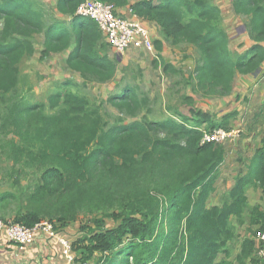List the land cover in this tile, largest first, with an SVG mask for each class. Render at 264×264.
I'll list each match as a JSON object with an SVG mask.
<instances>
[{
    "label": "trees",
    "instance_id": "trees-1",
    "mask_svg": "<svg viewBox=\"0 0 264 264\" xmlns=\"http://www.w3.org/2000/svg\"><path fill=\"white\" fill-rule=\"evenodd\" d=\"M82 1L55 0L67 23L47 22L36 0H0V147L18 166L14 183L20 186V178H27L25 193L0 192V215L15 205L11 221L31 227L48 218L55 230L65 229L61 223L80 212L93 215V226L69 240L77 264H231L236 243L234 263L264 264L254 239L264 228V209L250 206L246 197V188L256 184L264 197V134L263 147L252 158L255 175L239 177L222 206H206L224 148L200 144L198 128L229 129L236 110L217 118L185 95L188 115L137 119L149 99L127 84L107 100L133 120L119 117L106 125L99 107L70 89L78 86L70 79L46 102L19 98V63L34 53L38 34L43 35L39 59L70 48L66 65L79 73L82 85L116 76L117 59L110 57L105 35L94 20L76 13ZM101 1L113 3L120 14L129 10L149 27L153 23L159 55L165 44L194 47L197 57L187 79L204 97L229 96L237 73L255 75L264 67V0H230L249 40L238 52L231 50L232 35L214 0ZM157 58L154 67L184 78L175 64ZM244 222L252 237L236 232ZM255 224L259 227L252 229Z\"/></svg>",
    "mask_w": 264,
    "mask_h": 264
},
{
    "label": "rangeland",
    "instance_id": "rangeland-1",
    "mask_svg": "<svg viewBox=\"0 0 264 264\" xmlns=\"http://www.w3.org/2000/svg\"><path fill=\"white\" fill-rule=\"evenodd\" d=\"M38 4H40L43 8H47L46 11L49 12L51 16H54L48 9L47 3L48 0H36ZM134 1V0H130ZM155 2L159 0H154ZM214 2L218 3L222 10L223 22L226 25V29L230 35H232V44L231 50L234 51H242L249 45V40L247 35L244 34V25L238 17H236L232 11L230 6V0H214ZM51 16L47 14L48 22L51 20ZM150 24V23H149ZM2 26V22L0 21V28ZM150 27L152 29V33H155L156 36L159 37L157 27L151 23ZM36 46H39L40 41L35 39L34 41ZM166 54H157V59L169 60L173 59L177 64V68L183 71L182 78L179 74H165L162 72L161 67L153 66L154 54H145L140 51L129 50L125 53L118 54L113 48H109V55L112 58L117 59V73L116 76L105 83H94L90 82L88 84L82 85V80L79 78L77 81L74 77L69 78L77 84V87H71L73 91L81 95H86L92 100L98 107L103 116L104 123L106 125L113 124L117 118L123 117L125 121L129 122L133 120L131 117H126L125 115L120 114L115 107L109 104L108 97L114 93H117L122 86L131 85L133 87H137V90L140 94H144L148 97L149 102L147 107H145L140 114H138L137 119H142L146 117L149 120L157 121L162 120L166 117H169L171 114H177V112L181 114H189L188 108L189 105L184 100L183 96L188 95L193 98L195 102L196 99L204 100L201 93L196 92L191 89V81L187 79L189 72L194 67V62L197 57V52L194 47L187 44H180L177 46H172L166 44ZM169 58H168V57ZM41 60L36 61L34 58L29 59L28 67H33V79L30 81V73L28 75H22L21 82L18 86V96L19 98H23L27 102H46V98L48 94L54 90L55 87L60 85V83L65 80L67 77L57 78L56 75H53L50 70H46V72H34L38 70L35 65L40 63ZM30 67V68H32ZM261 71V72H260ZM256 75L258 78L262 76L261 73L263 71L260 70ZM238 74V73H237ZM187 79V81H185ZM234 83V80H233ZM31 88H30V87ZM233 88V86H232ZM247 95L252 94L250 89L246 92ZM206 98V97H204ZM252 100L253 102H250ZM193 102V103H194ZM247 104L244 105L242 112L244 113L246 126L253 122L255 117L253 114H256V122L258 113H262L264 111V96L260 101L255 99H251L249 97ZM194 105V104H193ZM243 123V122H242ZM241 125V131L243 125ZM11 137V135H8ZM239 137V136H238ZM223 144V143H222ZM14 169H18V166L14 165L12 161L7 160L2 154L0 147V192L11 190L13 192H21L25 193L27 178H20L21 185L18 186L14 183L15 171ZM28 174L30 171L27 170ZM16 211V206L11 205L7 208L6 212L1 213L0 217L5 219H13ZM92 216L90 214L79 213L73 220H66L62 225H68L71 227L70 231L74 232L71 236L78 235L81 231L80 229L84 227V229L88 228L90 225L93 226ZM48 220V218L44 219ZM56 221L55 219H53ZM82 234H85L82 232ZM237 244V243H236ZM95 261L90 262L94 264ZM77 264V263H76ZM236 264V263H233Z\"/></svg>",
    "mask_w": 264,
    "mask_h": 264
},
{
    "label": "crops",
    "instance_id": "crops-1",
    "mask_svg": "<svg viewBox=\"0 0 264 264\" xmlns=\"http://www.w3.org/2000/svg\"><path fill=\"white\" fill-rule=\"evenodd\" d=\"M48 9L54 16H51L47 8H43L45 11V19L48 22L47 14L51 16L52 19H65L69 23L68 17H64L55 9V0H48ZM151 28V27H150ZM155 35V33H153ZM35 39L40 41L39 46L34 43V53L31 56H24L19 63V70L21 75H28L30 73V81L33 79V67H28L29 59L40 60V51L42 50L43 35H35ZM167 46H163L161 54H166ZM70 51V48L66 51L59 53H51L48 57L41 60L40 63L35 65L38 70L34 72H46L50 70L53 75L57 78L66 79L74 77L77 81L80 78L78 72L70 70L66 65V58ZM168 57V56H167ZM169 58V57H168ZM165 62H171L175 65L173 59L167 60ZM261 73L262 76L258 78L255 75H241L236 74L234 77V83L232 92L229 96L218 98V97H202V100L196 99L194 106L199 110L216 115L217 118L225 113L232 110H236L237 115L235 118L231 119L230 126L237 127L240 122L243 125L242 131L239 137L227 141L222 144L224 148V159L222 163L217 168V175L215 182L213 184L214 191L209 196L206 201V206H222V204L228 199V192L234 186L236 180L239 177L245 176L248 171H252V177L255 175L257 170V163H252V158L256 155L257 151L263 147V134H264V111L260 114L258 113L257 122L256 114H253L255 119L252 123L245 127L246 122L244 113L242 109L244 105L247 104L249 97L260 101L264 96V67ZM261 69V70H262ZM261 72V71H260ZM81 79V78H80ZM64 80V79H63ZM82 80V79H81ZM250 89L252 94L247 95V90ZM250 102H253L250 100ZM246 197L248 204L250 206H259L260 209H264V197L261 188L256 184L255 186H248L246 188ZM230 221L232 224L236 225V218L230 216ZM248 223L244 222L236 232L240 234H247L250 237L252 235L247 233ZM259 224L253 225L252 229H257ZM71 227L67 226L63 230H57L56 237H49L43 232H37L33 242L19 246L7 238L5 233H0V264H70L66 259L63 251L62 245L59 242L60 237H64L70 241H73L77 236H71L74 232L70 231ZM256 241V240H255ZM257 244V243H256ZM239 250V243L235 244L234 251L230 256L229 260L233 264L234 257ZM74 264V263H73Z\"/></svg>",
    "mask_w": 264,
    "mask_h": 264
},
{
    "label": "built area",
    "instance_id": "built-area-1",
    "mask_svg": "<svg viewBox=\"0 0 264 264\" xmlns=\"http://www.w3.org/2000/svg\"><path fill=\"white\" fill-rule=\"evenodd\" d=\"M76 13L94 20L105 35L106 40L118 54L135 50L145 54H154L153 56L157 58V52L153 44L154 34L152 29L141 18L129 14V10H126L124 14H120L113 3L101 0H83L77 6ZM198 129L201 131L200 144L207 142L225 143L237 138L241 133V126L229 129L215 128L209 130L204 127ZM1 232L5 233L9 241L19 246L32 243L37 232H43L49 237L57 236V230L54 229L53 224L48 220H42L28 227L10 219L4 220L0 218ZM254 239L258 246L257 254L264 261V228L256 230ZM59 242L69 263L76 264L70 241L60 237Z\"/></svg>",
    "mask_w": 264,
    "mask_h": 264
},
{
    "label": "water",
    "instance_id": "water-1",
    "mask_svg": "<svg viewBox=\"0 0 264 264\" xmlns=\"http://www.w3.org/2000/svg\"><path fill=\"white\" fill-rule=\"evenodd\" d=\"M128 16H129V15H128ZM243 29H244V28H243ZM259 71H260V68L257 69L253 74L257 75V74L259 73Z\"/></svg>",
    "mask_w": 264,
    "mask_h": 264
}]
</instances>
